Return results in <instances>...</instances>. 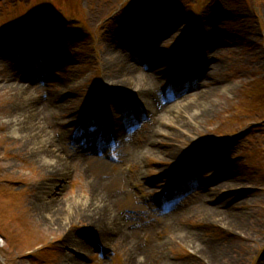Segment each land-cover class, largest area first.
<instances>
[{"label": "rangeland", "instance_id": "374dc122", "mask_svg": "<svg viewBox=\"0 0 264 264\" xmlns=\"http://www.w3.org/2000/svg\"><path fill=\"white\" fill-rule=\"evenodd\" d=\"M124 1L0 0L3 263L212 264L204 251L215 264H264V0H184L177 14L154 19L124 8ZM21 18H76L83 29L71 23L77 32L66 36L70 44L62 49L60 37L32 21L34 28L27 27ZM114 58L125 65L119 73L111 66ZM130 72L148 74L154 94L148 97L159 106L175 104L181 121L171 123L163 112H151L143 92L124 84ZM25 75H33V81L18 84ZM3 85L18 86L36 103L26 114L32 133L22 99ZM199 89L217 90L211 108L198 105L194 111L202 117L188 106ZM88 113L118 132L100 149L107 173L99 176L87 175L91 168L84 157H74L86 137L102 138L100 127L87 122ZM49 122L54 125L50 137H58L49 148L69 161L64 181L39 154L49 151L39 144L48 135H37ZM152 127L154 150L132 156L121 135L130 131L136 143L145 144ZM33 136L34 143L28 140ZM169 148L176 150L170 158L165 156ZM223 173L235 178L232 184L241 191L233 200L225 190L212 197L213 183ZM197 193H204L202 207L220 200L226 217L243 231L225 228L217 215L214 227L204 224L193 208ZM93 194L118 200L108 213L118 227L109 242L97 236L84 210ZM240 196L241 205L234 206ZM41 207L52 208V217L58 213L55 224ZM161 211L170 226L154 229ZM136 246L142 255H135ZM192 249L202 255L201 262L193 260Z\"/></svg>", "mask_w": 264, "mask_h": 264}, {"label": "bare ground", "instance_id": "6f19581e", "mask_svg": "<svg viewBox=\"0 0 264 264\" xmlns=\"http://www.w3.org/2000/svg\"><path fill=\"white\" fill-rule=\"evenodd\" d=\"M111 59H113L111 57ZM115 59V58H114ZM116 60V61H115ZM112 60L111 66L112 68H115L116 70H119V72H121L122 66L125 67L124 64H120L118 62V59ZM23 79V80H22ZM34 76L33 75H25L23 78H19V80L17 81V83L19 84V82H24V83H30L31 81H33ZM150 80L151 78L148 76V74H140L138 76H134L133 74H129L128 78L124 79V84L127 86H131V87H135L137 86V88L139 89L138 91L140 93L143 94V99L145 100V103L149 106L148 108L150 109L151 112L156 113V112H163L166 117L167 120H169L171 123H176L178 121H181V116L182 113L180 112V110L178 109L177 106H175V104H173V107L168 108L167 106H159L158 103L154 102V100L151 99V97H148V94H153V90L152 88L149 86L150 84ZM1 88L3 89H10V92H12L13 94L19 96L23 102V105H21V111H22V115L23 117L25 116V124H31L30 128H27L28 130L30 129V131L28 132V134L32 133L33 131V125L32 122L30 123V121L28 120L27 122V118H26V114L29 113V110L31 109L32 105H33V100L31 98H29L28 94H26V92L24 90H22L21 88H18V86L12 87V86H5L3 85ZM216 89H211L210 92L208 91H203V90H198L197 96L195 97V99H193L190 102L189 106V111L193 112L192 115H198L201 116L203 113L202 112H194L197 110L198 105H201L203 107H205V109H209L213 106L214 104V100L213 97L216 94ZM144 92L147 93V95H144ZM154 95V94H153ZM152 96V95H151ZM36 104V103H34ZM172 105V104H171ZM167 107V108H166ZM180 107V106H179ZM148 110V109H147ZM39 111V109L37 108V112ZM82 113V112H81ZM82 116H84L82 114ZM28 117V116H27ZM81 117V116H80ZM202 117V116H201ZM24 119V118H23ZM87 122H91V124L95 125V126H99L101 131H102V138L100 140H96L93 141L90 137H86L84 139V142L82 143V149L78 148L75 152H74V157L75 158H82L84 157L83 160V164H85V166L91 168V171L89 173H87V175L89 176H99V174H106L107 170L104 167V162L100 155L99 157H89L91 154L93 153H97L100 152V149L102 147H104V144L109 140H112L113 135L115 137H118V132H113V126L112 124H110L108 121H102V119H100L99 117L94 116L93 114L91 115V113L87 114V118H86ZM42 130L38 131L37 135H39L40 137L41 134L44 136H47V138L43 139V137L41 138V141L39 142V144L42 145L43 148H47L49 151L46 153V151H40V155L42 156L43 160H47V164H49V170L55 175V177H57L58 180L64 181L67 177H68V170L66 168V164H68L67 159L64 158V161H62L60 159V156L58 153H56L55 151L51 150V146L54 143H57L58 137H50V133H54V125L49 123H45L42 127ZM118 130V129H117ZM121 130V129H119ZM151 136H148V140L145 141V144H140V143H136L135 140H133L134 135H132L130 133V131H127V133L124 135H121L122 138H125L128 142V148L130 150V153L132 156H141V157H146L149 156V151H153L154 149L152 148L155 140L154 139H150V138H154V135H156V131H153V127L151 128ZM88 133V132H87ZM54 135V134H53ZM117 135V136H116ZM132 135V136H131ZM111 137V138H109ZM30 142L34 143L35 141V137H29L28 139ZM50 147V148H49ZM40 148V147H39ZM145 151V152H144ZM176 150L174 149H170L167 150L165 153V156H168L169 158L172 157L173 155H175ZM70 154V153H69ZM89 157V158H88ZM98 160V161H97ZM66 163V164H65ZM224 173L218 176V178L214 181L213 186H212V197L216 196L217 194L221 193V191L225 190L227 192L224 193V195H227L228 199H234L237 197V195L241 194V191L238 190V188L236 186H234V184H232L234 182L233 177L228 176L227 174L225 176ZM116 178V177H114ZM117 178H119V181L124 180L123 176H118ZM221 178V179H219ZM232 178V179H231ZM123 182V181H122ZM228 184H232L233 186H231L229 189L226 188V185ZM95 185V184H94ZM214 191H216V193H214ZM204 193H197L195 195V200L197 201V204L193 206L194 210L196 211L197 217L201 219V221L208 225V226H213L214 227V223L212 222L213 219V215H217L219 217V219L221 220V223L223 224V226L227 229H238V230H242V225L237 224L236 221H232L231 218L226 217L227 214L225 213L224 209H221V207H219L218 203H220V200H215V199H211L209 200V204L211 205L210 208L207 207H202L200 205V202L202 200ZM99 198H98V197ZM91 200L86 199L84 202V210L87 213V216L91 218V220L93 221V225L95 227L96 230V234L97 236L103 241V242H109L111 239H113L114 237H116L117 235V223H116V219H113V216L110 217L108 213L112 214V210H111V206L113 205L112 203H114L113 201H117L118 200H114V199H108L105 200L103 197L99 196V195H92L89 197ZM241 196L239 198H237L235 200V202L233 203L234 206H240V200ZM43 199H47L45 195L42 196L41 198ZM220 199V198H219ZM227 199V200H228ZM44 201V200H43ZM137 206L134 207V211L140 213V209L136 208ZM174 208V207H173ZM173 208H170V210H172ZM52 208L49 207H41V210L47 215V220L49 223L55 224V220H56V216L58 215V213L56 212L55 214H53L54 216L52 217V215H50V212ZM169 210V211H170ZM41 211V212H42ZM175 212L177 211L174 210ZM166 213H164L161 217H160V221L158 222L159 226H156V224H153V228L154 229H160V228H169L170 226V222L165 220V216ZM147 226H150L149 224H146ZM241 231V232H242ZM121 234V233H119ZM183 240L185 241H190L188 236H183ZM73 243L75 242L74 245H76L79 249L80 252H84L85 251V247H83L80 243H78L76 240L72 241ZM171 241H169L170 243ZM171 244V243H170ZM192 247L194 249L200 250L196 247V244L194 242H192ZM193 250V260L197 261V262H201L202 260L199 258L202 255H199L198 252ZM135 255H137L136 253H138V256L141 254L142 252H140V246H136L135 248ZM144 253V252H143ZM203 255L205 256L206 259L210 260V262L212 264H215V260H213V257L211 255H205L204 251L202 252ZM212 258V259H211ZM68 264L69 261H68ZM137 264V262H136Z\"/></svg>", "mask_w": 264, "mask_h": 264}]
</instances>
